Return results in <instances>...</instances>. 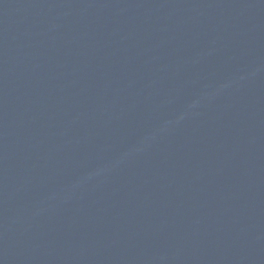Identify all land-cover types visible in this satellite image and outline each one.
I'll return each mask as SVG.
<instances>
[{
    "label": "water",
    "instance_id": "water-1",
    "mask_svg": "<svg viewBox=\"0 0 264 264\" xmlns=\"http://www.w3.org/2000/svg\"><path fill=\"white\" fill-rule=\"evenodd\" d=\"M0 264H264V0H0Z\"/></svg>",
    "mask_w": 264,
    "mask_h": 264
}]
</instances>
